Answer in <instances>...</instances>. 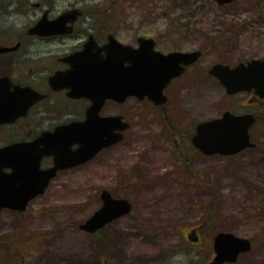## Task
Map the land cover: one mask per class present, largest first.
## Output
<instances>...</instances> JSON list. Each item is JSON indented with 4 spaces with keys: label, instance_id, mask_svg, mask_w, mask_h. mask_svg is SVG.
I'll list each match as a JSON object with an SVG mask.
<instances>
[{
    "label": "rangeland",
    "instance_id": "rangeland-1",
    "mask_svg": "<svg viewBox=\"0 0 264 264\" xmlns=\"http://www.w3.org/2000/svg\"><path fill=\"white\" fill-rule=\"evenodd\" d=\"M122 4L136 14L138 33L155 36L164 51L203 48V67L222 58L233 63L264 56V0ZM187 82L169 90L164 118L157 109L147 118L149 105L138 104L132 143L96 157L85 173L53 180L24 212L3 210L0 264H202L213 259V237L220 231L254 239L249 252L225 264H264V116L251 129L257 146L206 155L192 144L195 125L244 96L228 97L212 78ZM5 141L0 138V145ZM104 188L129 198L133 210L88 233L80 223L101 205ZM212 202L214 219L207 222Z\"/></svg>",
    "mask_w": 264,
    "mask_h": 264
},
{
    "label": "flooded vegetation",
    "instance_id": "flooded-vegetation-1",
    "mask_svg": "<svg viewBox=\"0 0 264 264\" xmlns=\"http://www.w3.org/2000/svg\"><path fill=\"white\" fill-rule=\"evenodd\" d=\"M138 1L0 0V47L7 48L0 51V77L4 79L0 82V89H5L6 79L10 83V91L16 87L20 89L22 100L35 97L26 114L0 124V138L6 140L0 147L42 137L57 143L62 160L68 161L78 159L76 153L85 141L89 146L99 142L106 144L92 158L58 169L47 189L57 178L85 173L86 166L93 159L109 155L123 142L132 143L137 135L139 103L149 105L151 111L146 113L147 118L154 117L155 109L162 110L161 118L166 117L163 110L170 102L169 90L187 81L197 85L212 78L223 86L228 97L243 95L240 102L224 111L253 114L255 122L252 127L259 116H264V96L256 86L232 94L220 77L211 73L217 63L234 68L253 57L233 63L222 58L203 67L200 62L203 48L164 51L155 36L138 33L136 14L123 8L122 2L131 7ZM146 17L148 19L149 14ZM128 21L132 23L128 24ZM232 29L237 30L235 26ZM150 38L153 41L146 40ZM142 40L146 41L144 47ZM198 50L201 55L196 61L188 65L179 64L182 72L172 77L164 88L165 102L156 103L148 95L140 97L137 93L123 97L122 91L117 90L119 81L123 77L128 78L130 71L133 74V69L138 68L140 62L153 60L156 51ZM254 58L264 59V56ZM92 81L100 85H91ZM113 91L118 96L110 95ZM166 127L173 130L175 125ZM55 163L53 153L45 154L41 157L40 169H51ZM11 170L5 169L6 172ZM196 237L197 241L194 240ZM193 242H200L198 235L193 237Z\"/></svg>",
    "mask_w": 264,
    "mask_h": 264
},
{
    "label": "water",
    "instance_id": "water-1",
    "mask_svg": "<svg viewBox=\"0 0 264 264\" xmlns=\"http://www.w3.org/2000/svg\"><path fill=\"white\" fill-rule=\"evenodd\" d=\"M216 1L219 4H226L233 0ZM146 40L153 41L151 38ZM144 41L142 40L143 47ZM151 47H149L150 51ZM6 49L0 47V51ZM154 53L153 60L140 62L138 68L133 69V74L130 71L128 78L123 77L122 81H119L117 90L122 91L123 97L137 93L140 97L148 95L156 103L165 102L164 88L172 77L182 72L183 68H180L179 64L188 65L201 55L200 50ZM211 73L220 77L229 93L233 94L256 86L260 95L264 96V59L253 58L248 62H240L234 68L228 64L217 63L212 67ZM3 80L0 77V82ZM91 85L100 84L92 81ZM4 86L5 89H0V124L26 114L35 99L32 96L26 101L22 100L20 89L16 87L15 90L10 91V83L6 79ZM110 95L118 96L116 91ZM254 122L255 118L251 113L236 114L227 110L220 117L199 122L192 142L204 154L235 155L244 149L256 146L250 134V127ZM52 142L40 137L31 142H15L0 147V215L5 208L24 211L34 197L46 191L58 169L86 161L106 145L98 141L99 143L95 145L91 143L89 146L85 141L76 153L78 159L63 161L58 153V144ZM42 143L43 147H41ZM50 153L56 156L55 165L51 169H40L41 157ZM6 168H11V172H6ZM100 199L101 205L80 224V228L88 233L98 231L113 220L130 213L133 208L129 198L115 197L106 188L101 190ZM194 240L197 241L198 238ZM252 244V240L248 237L231 231H220L214 236V258L202 264L236 262L241 253L251 250Z\"/></svg>",
    "mask_w": 264,
    "mask_h": 264
},
{
    "label": "trees",
    "instance_id": "trees-1",
    "mask_svg": "<svg viewBox=\"0 0 264 264\" xmlns=\"http://www.w3.org/2000/svg\"><path fill=\"white\" fill-rule=\"evenodd\" d=\"M188 20V23H187V26L189 27L190 26V18L187 19ZM214 208V203L212 202L211 204H209V208L206 210V219L205 221L207 222H210L214 219V216L212 215L214 212H212V209ZM97 233V232H96ZM253 242H254V239H252Z\"/></svg>",
    "mask_w": 264,
    "mask_h": 264
}]
</instances>
